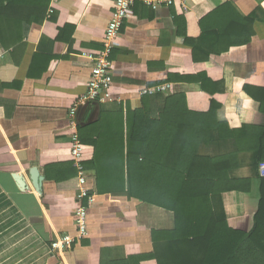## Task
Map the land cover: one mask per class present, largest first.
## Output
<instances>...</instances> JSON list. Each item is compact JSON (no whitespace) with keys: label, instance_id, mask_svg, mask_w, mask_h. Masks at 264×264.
<instances>
[{"label":"crops","instance_id":"crops-1","mask_svg":"<svg viewBox=\"0 0 264 264\" xmlns=\"http://www.w3.org/2000/svg\"><path fill=\"white\" fill-rule=\"evenodd\" d=\"M114 1L51 0L46 18L26 25L21 42L9 49L0 44V241L5 245L0 255L12 249L24 262L37 254L46 264H106L150 252L151 231L173 227V214L167 209L124 193H97L96 171L90 167L83 172L92 199L90 203L86 197L81 200L88 213L87 233L74 239L78 180L58 184L52 179L58 171L53 166L72 162L77 169L70 157L74 131L70 109L86 94L91 71L88 54L103 48ZM226 1L242 15H257L250 41L194 61L183 33L196 39L199 19ZM182 3L156 10L142 2L133 4L109 53L111 99L102 102V107L115 110L126 101L132 109L139 108L143 88L164 86L155 95L147 94L152 116L157 115L162 97L183 93L192 111L206 112L216 102V118L229 128L261 124L264 115L242 87L264 86V0ZM84 146L87 154L81 162L91 161L94 148ZM232 150L223 139L199 148L200 153L212 156ZM247 156L242 155L239 175L248 174ZM32 167L45 177L40 190L33 186ZM229 195H237L240 207H229L233 200H227ZM254 200L242 192L226 193L229 221L238 226L245 223L254 211ZM17 223L26 229L18 235L10 229ZM67 234L73 238L71 247L52 251L50 244ZM139 264L156 263L144 259Z\"/></svg>","mask_w":264,"mask_h":264},{"label":"trees","instance_id":"trees-1","mask_svg":"<svg viewBox=\"0 0 264 264\" xmlns=\"http://www.w3.org/2000/svg\"><path fill=\"white\" fill-rule=\"evenodd\" d=\"M50 2L0 0L1 46L9 49L21 42L24 27L42 22ZM257 18L255 12L242 15L230 1L223 2L199 19L196 39L183 33L184 43L194 61L208 59L210 53L247 44ZM201 87L205 89L203 83ZM242 89L264 115V86L244 84ZM141 103L132 109L122 101L115 110L91 99L76 104L78 138L94 148L91 161L80 167L96 171L97 193H124L173 214L171 229L151 231L150 252L106 264L144 259L156 264H264V177L258 172L264 161V121L229 128L216 118V102L206 112L192 111L183 93L162 97L156 116L147 94ZM216 139L228 140L233 150L215 156L199 152ZM245 154L248 174L239 175ZM55 168L52 179L58 184L77 183L72 162ZM232 191L255 198L252 215L239 226L229 221L225 207L224 195Z\"/></svg>","mask_w":264,"mask_h":264},{"label":"built area","instance_id":"built-area-1","mask_svg":"<svg viewBox=\"0 0 264 264\" xmlns=\"http://www.w3.org/2000/svg\"><path fill=\"white\" fill-rule=\"evenodd\" d=\"M182 1L183 0H115L113 11L106 23L104 30L102 38L103 48L88 54L91 62V71L87 82V90L86 94L80 97L77 101L91 99L102 103L111 99L109 90L112 83V72L108 57L110 50L112 49L117 37L120 34L122 22L124 19L131 16V8L135 2H142L149 9L156 10L161 7H170L176 5L177 3L182 6ZM164 89V86L145 87L142 90V94L151 95L163 91ZM75 111L76 104L70 109V116L72 117V124L74 127V131L70 136V157L78 169L79 185V191L76 194L78 205L73 212V219L76 225V235L74 239H81L87 233V208L82 204L81 200L86 197L88 203H90L92 199V193L89 186L87 185L88 177L80 167L81 161L86 157L87 151L86 147L78 138L74 122ZM258 172L261 177H264V161L259 163ZM72 242L73 238L67 234L52 242L50 244V248L52 251L56 248L68 249L71 247Z\"/></svg>","mask_w":264,"mask_h":264},{"label":"rangeland","instance_id":"rangeland-1","mask_svg":"<svg viewBox=\"0 0 264 264\" xmlns=\"http://www.w3.org/2000/svg\"><path fill=\"white\" fill-rule=\"evenodd\" d=\"M231 199H233L232 200V206H230V204H231L230 202L228 203V205L231 209H232V207H237L240 205V201H238L239 198L237 197V195H233V196L229 195L227 200L230 201ZM87 219H88V217H87ZM11 225H12V227L10 229H11L12 233L17 232V235L21 234V232H24L26 230V229H24L23 226H21L20 223H17V225H14V224H11ZM12 236H14V235H10L11 238H13ZM8 242H9V240H8ZM2 246L5 247L4 243L0 241V248ZM11 251H12V249L6 250V251H4L5 254L3 253L0 255V264H31L34 261L35 262L32 264H46L45 261L42 262V260H43L42 258L37 259V254H34V256L30 255L28 257V258L32 259L31 262L30 261L24 262L23 259L19 258L18 255H16L15 253H13Z\"/></svg>","mask_w":264,"mask_h":264},{"label":"water","instance_id":"water-1","mask_svg":"<svg viewBox=\"0 0 264 264\" xmlns=\"http://www.w3.org/2000/svg\"><path fill=\"white\" fill-rule=\"evenodd\" d=\"M30 176L33 186L36 188V190H40L42 180H44L45 177L38 173L36 167H32L30 169Z\"/></svg>","mask_w":264,"mask_h":264}]
</instances>
